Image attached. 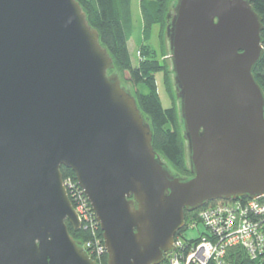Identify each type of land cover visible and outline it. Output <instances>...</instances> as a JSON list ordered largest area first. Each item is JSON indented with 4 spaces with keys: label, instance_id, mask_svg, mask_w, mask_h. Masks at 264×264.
<instances>
[{
    "label": "water",
    "instance_id": "obj_1",
    "mask_svg": "<svg viewBox=\"0 0 264 264\" xmlns=\"http://www.w3.org/2000/svg\"><path fill=\"white\" fill-rule=\"evenodd\" d=\"M167 26L191 175L171 171L77 0H0V264H97L60 170L93 209L106 264H158L184 212L264 195L263 46L251 0H175Z\"/></svg>",
    "mask_w": 264,
    "mask_h": 264
},
{
    "label": "trees",
    "instance_id": "obj_2",
    "mask_svg": "<svg viewBox=\"0 0 264 264\" xmlns=\"http://www.w3.org/2000/svg\"><path fill=\"white\" fill-rule=\"evenodd\" d=\"M77 1L85 12L88 23L98 31L100 44L112 58L114 67L108 73L114 70L128 73L129 82L134 89L133 92H130L135 97L141 113L150 126L154 150L174 169L190 176V168L186 162L184 151L181 118L178 116L175 103L166 108L162 106L156 83V74L161 72L164 82L166 81L170 85L169 68L163 60L165 53L163 36H168L166 13L172 0H138L137 6L142 23L138 26V33L136 34L134 0ZM251 5L260 16L263 24L260 34L263 52L260 59L253 66L252 74L264 94V0H251ZM154 26L157 27V32L162 38L159 51L149 44ZM134 37L140 40L136 64L133 63L129 51V40ZM60 170L63 178L70 177L76 181L71 169L61 166ZM239 199L245 200L248 198L242 197ZM70 200L72 201L71 197ZM213 202L215 201L206 205ZM198 210L184 212L185 227L178 231L176 235H183L181 232L186 230L188 223L198 219ZM251 217L253 221L261 223L264 235L262 216L251 214ZM86 225L84 229L74 230L67 222L69 233L79 242L92 240L96 234L99 238L102 236L100 228H96V232L92 229L90 220L86 222ZM106 259L107 257L104 259V264H106ZM225 261L227 264H264V253L252 258L245 248L234 245L227 250ZM209 264L213 263L210 262Z\"/></svg>",
    "mask_w": 264,
    "mask_h": 264
},
{
    "label": "built area",
    "instance_id": "obj_3",
    "mask_svg": "<svg viewBox=\"0 0 264 264\" xmlns=\"http://www.w3.org/2000/svg\"><path fill=\"white\" fill-rule=\"evenodd\" d=\"M63 185L68 197L72 198L70 201L80 222V228L84 229L86 222L90 220L92 229L96 232V228H100L99 222L77 180L63 178ZM251 214L262 216L264 222V195L255 199L216 200L199 208L198 219L188 223L186 230L181 232L183 235H175L174 249L165 253L164 259L158 264H227L226 252L234 245L245 248L252 258L262 255V226L260 222L253 221ZM188 230H196L197 235H188ZM84 242L85 250L91 258L94 256L91 250L99 261L103 256H107L102 236L99 238L96 234L94 239ZM94 242L97 244L93 246Z\"/></svg>",
    "mask_w": 264,
    "mask_h": 264
},
{
    "label": "rangeland",
    "instance_id": "obj_4",
    "mask_svg": "<svg viewBox=\"0 0 264 264\" xmlns=\"http://www.w3.org/2000/svg\"><path fill=\"white\" fill-rule=\"evenodd\" d=\"M175 4V0H172L167 8V24H169V22L171 21L173 15H174V7ZM134 16H135V22H136V28L135 29V34L138 33V26L141 25V18H140V13H139V9L137 6V0H134ZM141 27V26H140ZM161 41L162 38L160 37V35L157 32V27L154 26V29L151 33V37L149 40V44H151L153 46V48L157 49L159 51L160 49V45H161ZM139 38H131L129 40V51L131 54V58L133 60V63L136 64L137 63V54H138V50H139ZM160 43V44H159ZM163 44H164V55H163V60H165L167 67L169 68V80H170V85L167 84V82L163 80L162 74L161 72H158L156 74V83H157V90H158V94H159V98L161 100L162 106L164 108L169 107L172 103H175V106L177 108L178 111V116L181 118V114H180V100L178 98V89L176 88V84L174 83V75L172 73V64H171V59L169 57L170 51H169V40H168V36H163ZM162 59V58H161ZM113 72H116L118 74V77L121 81V84L128 89L129 91L133 92V87L129 82V75L127 72H120L117 70H114ZM112 73V72H111ZM166 83V84H165ZM179 118V119H180ZM182 138H183V142H184V151L186 154V162L189 166V159H188V146H187V141L184 137V133L182 131ZM160 156V155H159ZM161 160L167 165V167L173 171L174 173L182 176V177H188L189 175H184L183 173L179 172L178 170L174 169L162 156H160ZM83 229V228H80ZM188 235L190 236H196L197 232L196 230L194 231H190L188 230L187 232ZM103 237V236H102ZM104 241V240H103ZM83 245V248L85 249V242H81ZM97 242L93 243V246L96 245ZM91 254H93L94 256H96V254L91 250ZM94 256H92V258L96 261L99 262V264H104V259L107 257L106 255L103 256L102 260H98V258H95Z\"/></svg>",
    "mask_w": 264,
    "mask_h": 264
},
{
    "label": "bare ground",
    "instance_id": "obj_5",
    "mask_svg": "<svg viewBox=\"0 0 264 264\" xmlns=\"http://www.w3.org/2000/svg\"><path fill=\"white\" fill-rule=\"evenodd\" d=\"M67 192V191H66ZM68 195V194H67ZM74 238V237H73Z\"/></svg>",
    "mask_w": 264,
    "mask_h": 264
},
{
    "label": "crops",
    "instance_id": "obj_6",
    "mask_svg": "<svg viewBox=\"0 0 264 264\" xmlns=\"http://www.w3.org/2000/svg\"><path fill=\"white\" fill-rule=\"evenodd\" d=\"M137 2H138V0H137Z\"/></svg>",
    "mask_w": 264,
    "mask_h": 264
}]
</instances>
